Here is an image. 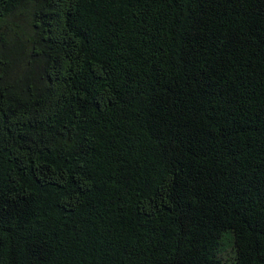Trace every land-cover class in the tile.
<instances>
[{
    "label": "trees",
    "instance_id": "obj_1",
    "mask_svg": "<svg viewBox=\"0 0 264 264\" xmlns=\"http://www.w3.org/2000/svg\"><path fill=\"white\" fill-rule=\"evenodd\" d=\"M0 264H264V0H0Z\"/></svg>",
    "mask_w": 264,
    "mask_h": 264
}]
</instances>
